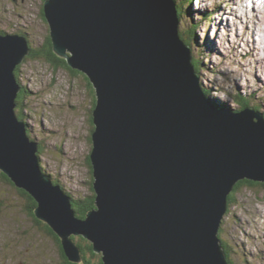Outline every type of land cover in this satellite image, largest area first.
<instances>
[{"label":"water","instance_id":"95a60500","mask_svg":"<svg viewBox=\"0 0 264 264\" xmlns=\"http://www.w3.org/2000/svg\"><path fill=\"white\" fill-rule=\"evenodd\" d=\"M54 51L85 73L93 108L96 207L77 216L73 198L44 176L16 107L21 34L0 32V169L36 200L35 215L82 262L80 235L104 264H230L219 236L229 195L264 182V113L216 106L177 0H45ZM239 108V107H238Z\"/></svg>","mask_w":264,"mask_h":264},{"label":"rangeland","instance_id":"374dc122","mask_svg":"<svg viewBox=\"0 0 264 264\" xmlns=\"http://www.w3.org/2000/svg\"><path fill=\"white\" fill-rule=\"evenodd\" d=\"M188 1L180 6L188 14L180 26H192V18L199 23L191 49L201 62L199 77L208 98L216 106L237 109L234 94L241 93L264 113V0H194L191 8ZM44 2L0 0V30L24 35L36 52L45 54L50 28ZM202 12H210L209 19L203 20ZM18 69L26 93L16 111L28 123L30 137L39 142L41 171L72 198L89 195L94 181L89 163L96 99L92 82L69 64L56 68L30 54ZM21 190L0 177V264H69L47 222L26 209L29 200ZM221 229L235 249L236 264H264V182L246 183L235 191Z\"/></svg>","mask_w":264,"mask_h":264},{"label":"trees","instance_id":"16d2710c","mask_svg":"<svg viewBox=\"0 0 264 264\" xmlns=\"http://www.w3.org/2000/svg\"><path fill=\"white\" fill-rule=\"evenodd\" d=\"M187 1V0H186ZM193 1L194 0H189V7L194 5L193 4ZM181 4L180 6H182V4L184 3L183 0L180 1ZM183 2V3H182ZM179 6V18L180 20L181 19H184L185 16H188V14L186 15V13L183 11V9H181V7ZM191 8V7H190ZM194 9V8H193ZM184 13V14H183ZM192 14H193V11L191 10V17H192ZM205 15V18L206 19H209V15L210 14H204ZM184 16V18H183ZM208 17V18H207ZM197 20V19H196ZM192 21V26L190 27H187L186 28V25H184V28H182L181 26H179V33H180V37L186 42L188 43L190 46L192 45L193 43V39L194 38H197V31H198V25L199 23L198 22H195L194 21V18L191 19ZM198 21V20H197ZM0 32L2 33H6L7 31L6 30H0ZM17 34V33H16ZM19 34V33H18ZM31 46V44H30ZM47 52L45 54H41V53H38L36 52V49L34 47L31 46V51H30V55H33V56H36V57H44L46 58L47 60H49L50 63H52V65H54L56 68L60 66V64H68L67 63V60L64 58V57H61L59 55L56 54V52L54 51L53 49V45H52V40L50 38V36L48 37L47 39V43H46V48ZM200 61L199 59L195 58L193 56V64L194 66L196 67V71L199 73L200 71ZM19 65L17 66L16 68V74L18 75V71H19ZM73 70H76L75 72H78V73H81L79 70L75 69V68H72ZM83 74V73H82ZM90 80V79H89ZM91 86V84H90ZM205 90V93L207 95H209V91L207 92L206 89ZM21 91H23V94L19 93L18 97H17V105L18 103L21 101V99L23 98L24 94L26 93V90L25 88H23ZM22 95V96H21ZM234 96H236L235 100L237 101L238 103V107L237 109H241V108H245V107H248V106H251V100L241 94V93H238V94H234ZM96 105V99L94 101V104H93V108L95 107ZM222 107H225V106H222ZM255 108V107H254ZM255 109L259 110L258 107H256ZM16 110L18 111V108H16ZM16 111V112H17ZM19 118L23 120L22 118V115L17 113ZM94 129V128H93ZM89 163L92 167V163H91V159L89 158ZM0 177L2 178H5L7 179L9 182L12 180L10 179V177L5 174L1 169H0ZM94 180V179H93ZM13 183V182H12ZM247 183V185H250V186H254L256 185L258 182L256 181H252V180H247V179H244V180H241L239 181L236 185H235V188L234 190L230 193L229 195V207L231 206L232 202H233V197H234V194H235V191L243 186V184L245 185ZM14 184V183H13ZM21 192L23 193V195H25L27 197V199L29 200L27 203H25L26 205V209L28 210V212L32 213L34 215V212H35V208L37 206V201L36 199L30 194H27V192H25L24 190ZM73 206L75 208V211L77 213V216L80 217V218H85L87 216V213L94 209L96 207V195H95V190L92 186V192L89 194V195H86L85 197L83 198H80V199H75L73 198ZM37 219V218H36ZM38 221H40L39 219H37ZM47 225V224H46ZM48 231L54 235L58 241L60 242V246L61 245V241H60V238L57 236L56 232H54L48 225ZM222 228V227H221ZM80 236V235H79ZM219 236L221 238V243H222V247H223V250L224 252L226 253V257H227V260L229 261L230 264H236L235 261L233 260V252L235 251V249L233 248V246L230 244V241L229 242H226L223 238V231L222 229L220 230L219 232ZM73 238L74 240L77 242V244L81 247V251H82V255H83V261L82 262H79L78 264H104L103 263V259H102V254L101 253H97L93 250V245L91 242L87 241L86 239H84L82 236H80V238H82V242H79L75 235H73ZM61 250H62V253L64 254V250L63 248L61 247ZM235 253V252H234ZM65 256V254H64ZM66 257V256H65ZM67 259V258H66ZM69 262V261H68ZM69 264H72V262L70 261ZM76 264V263H75Z\"/></svg>","mask_w":264,"mask_h":264},{"label":"bare ground","instance_id":"6f19581e","mask_svg":"<svg viewBox=\"0 0 264 264\" xmlns=\"http://www.w3.org/2000/svg\"><path fill=\"white\" fill-rule=\"evenodd\" d=\"M230 1V0H229ZM239 9V8H238ZM184 14V13H183ZM204 14H206V12H202L200 15H204ZM207 14H210V12H207ZM201 18L204 20L205 19V15L202 17L201 16ZM261 19V18H260ZM222 19H220L219 20V24L221 25L222 24ZM213 27H214V25H213ZM211 29H212V26H211ZM219 32L220 31H222V30H220V28H219V30H218ZM209 43H211V45H214V41L212 40V39H210V41H209ZM32 46V45H31ZM210 54V53H209ZM196 68V67H195ZM199 74V73H198ZM16 76H17V74H16ZM20 83V82H19ZM20 85V89H19V92H18V95H19V93L21 92V90H22V88H21V86H23L21 83L19 84ZM25 126H26V128H28V123L27 122H25ZM28 131H29V129H27ZM66 191V190H65ZM37 201V200H36Z\"/></svg>","mask_w":264,"mask_h":264},{"label":"flooded vegetation","instance_id":"af4514ba","mask_svg":"<svg viewBox=\"0 0 264 264\" xmlns=\"http://www.w3.org/2000/svg\"><path fill=\"white\" fill-rule=\"evenodd\" d=\"M57 236H58V235H57ZM67 261H69L68 258H67Z\"/></svg>","mask_w":264,"mask_h":264}]
</instances>
